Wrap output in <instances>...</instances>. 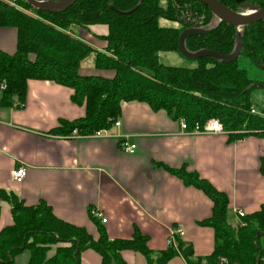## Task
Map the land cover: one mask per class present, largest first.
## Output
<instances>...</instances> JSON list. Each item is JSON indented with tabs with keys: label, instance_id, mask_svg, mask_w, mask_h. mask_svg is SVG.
I'll return each mask as SVG.
<instances>
[{
	"label": "trees",
	"instance_id": "trees-1",
	"mask_svg": "<svg viewBox=\"0 0 264 264\" xmlns=\"http://www.w3.org/2000/svg\"><path fill=\"white\" fill-rule=\"evenodd\" d=\"M218 1L242 13L237 9L240 3ZM251 1L264 9L263 1ZM160 20L175 23L176 27L161 26ZM98 25L106 27L104 35L91 31ZM0 28L13 29L16 34L12 54L0 49V85H5L1 104H22L27 82L36 80L70 89L73 104L83 108V117L72 123L61 122L55 134L66 135L75 128L82 133L110 129L120 116L121 105L136 102L153 112H164L176 123L183 119L189 130L197 123L217 119L229 138L243 130L264 138V117L250 113V94L260 89L264 116V77L251 81L238 68L237 59L221 64L202 58L194 61V68L167 66L158 59L160 52H177L178 37L184 29H212L208 34L187 38V51L207 49L230 54L240 33V56L264 72V21L235 29L217 20L195 0H164V5L162 0H75L60 13L36 10L24 0H0ZM87 34L100 44L99 49L82 38ZM92 53L94 68L87 72L81 62ZM181 170L175 173L183 182L204 192L213 203L211 217L199 223L213 230L214 242L208 256L195 257L191 245L175 236L176 248L169 243L151 258L153 253L147 249L144 237L109 240L97 226L98 237L93 238L84 228L54 217L47 206H24L13 194L0 189V198L10 204L13 219L10 226L0 230V264H13L12 258L24 250L30 252L27 264H79L80 253L88 249L101 257V264H125L120 257L122 250L141 253L147 264H167L177 252L187 264H219V260L224 264H262L264 205L244 215L241 225L232 227L226 220L225 195ZM261 172L264 174V163ZM51 246L56 250L47 257Z\"/></svg>",
	"mask_w": 264,
	"mask_h": 264
},
{
	"label": "crops",
	"instance_id": "crops-1",
	"mask_svg": "<svg viewBox=\"0 0 264 264\" xmlns=\"http://www.w3.org/2000/svg\"><path fill=\"white\" fill-rule=\"evenodd\" d=\"M91 31L104 35L106 27L92 26ZM82 38L100 48L90 35ZM15 43V31L0 28V49L12 54ZM94 60L92 53L81 68L91 71ZM71 95L64 86L29 80L22 106L16 102L6 107L0 90V189L24 206L43 204L54 217L84 228L93 238L98 237L97 226L109 240L144 237L151 258L167 248L171 232L180 227V240L202 258L211 253L214 235L199 223L211 217L213 203L185 184L176 170L205 180L225 195L226 215L231 212L236 218L234 226L228 223L232 227L242 223L236 211L248 216L264 205V139L187 135L164 112L136 102L121 105L120 125L110 128L113 137L68 139L54 132L61 122L72 123L84 115ZM121 137L135 145L134 153L121 150ZM18 166L27 171L21 183L11 178ZM91 211L101 212L106 222L92 218ZM12 222L11 206L0 198V230ZM172 242L176 248L174 238ZM55 250L51 246L47 257ZM120 257L125 264H147L132 250H122ZM29 259L30 252L24 250L12 261L27 264ZM79 264H101V257L88 249L80 253ZM167 264L187 263L177 252Z\"/></svg>",
	"mask_w": 264,
	"mask_h": 264
},
{
	"label": "water",
	"instance_id": "water-1",
	"mask_svg": "<svg viewBox=\"0 0 264 264\" xmlns=\"http://www.w3.org/2000/svg\"><path fill=\"white\" fill-rule=\"evenodd\" d=\"M32 8L47 12V13H60L72 6L75 0H58V1H37V0H24ZM201 3L211 12V14L220 22L238 29L240 27L248 26L254 23L264 21V9L257 5H252L248 2H242L241 0H234L236 3H240L242 10L251 9V11L237 13L218 0H195ZM110 9L116 13H120L110 6ZM210 30H203L197 28L184 29L179 37L177 44V52L185 59L190 61H197L202 58H210L221 64H229L234 62L241 53L242 39L240 33H237L235 39V47L230 54L222 55L213 50L201 49L196 52H189L185 48V40L192 36H202L208 34ZM264 87V86H263Z\"/></svg>",
	"mask_w": 264,
	"mask_h": 264
},
{
	"label": "built area",
	"instance_id": "built-area-1",
	"mask_svg": "<svg viewBox=\"0 0 264 264\" xmlns=\"http://www.w3.org/2000/svg\"><path fill=\"white\" fill-rule=\"evenodd\" d=\"M258 1H263L264 0H258ZM5 85L1 84L0 85V90H4ZM22 106V104H21ZM254 110L251 111L252 114H254ZM120 125V122L117 120L113 123L114 127H118ZM179 126L181 132L187 134V135H225L227 132L223 130V127L221 123L217 119H209L206 122H204L202 125L200 124H195L194 127L189 130L187 128V125L185 121L182 119L179 121ZM64 137L68 139H85V138H92V139H98V138H110L113 137V135L110 133V129H99L96 131H93L92 133H82L78 129H73L70 133L66 134ZM120 146L121 150L127 154H132L134 153L135 150V145L131 144L128 142V137H121L120 139ZM27 171L26 168L23 166H18L15 169L11 171V178L15 183H21L25 177H26ZM90 215L92 218L99 219L101 223H105L106 219L103 217L101 212L99 211H91ZM236 215L239 218L244 217V213L242 211H236ZM182 237L183 236V231L181 230L180 227L176 228L174 231L171 232L170 234V239L169 243L172 244V239L175 237ZM262 262H264V258L262 259ZM219 264H224L223 261H220Z\"/></svg>",
	"mask_w": 264,
	"mask_h": 264
},
{
	"label": "rangeland",
	"instance_id": "rangeland-1",
	"mask_svg": "<svg viewBox=\"0 0 264 264\" xmlns=\"http://www.w3.org/2000/svg\"><path fill=\"white\" fill-rule=\"evenodd\" d=\"M245 2L251 3L252 5H256V4H253L251 0H245ZM162 5H164V0H162ZM237 9L241 10L242 12L251 11V9L242 10L240 8V5H238ZM160 22L164 26L176 27V24L168 22V21L160 20ZM158 59H159V61L162 64L167 65V66H177V67H184V68H194L196 66V62L190 61V60H187V59L183 58L177 52H160V53H158ZM236 64H237L239 69L245 71L247 77L251 81L258 82V81L263 80L262 78L264 77V72L262 71V69L252 65L249 62V60L247 58H245L244 56H239L237 58V60H236ZM262 100H263V92L260 89L252 90V92L250 94V102L252 103V107L250 109V113H251L252 110H254L255 111L254 112L255 116L259 115L261 117H264L262 112H261V109L263 107ZM261 120H264V118H262ZM178 125H179V122H178ZM179 129H180V126H179ZM228 134L229 133H227V135ZM233 134L234 135H232L231 138H234L237 135L245 136V137L246 136H251V132H248V131H245V130L236 131ZM228 136H230V135H228ZM262 139H264V138H262ZM226 219H227L228 223H230L231 225L234 226V224L236 222V218L233 216V214L231 212H227ZM219 262H220V260H219Z\"/></svg>",
	"mask_w": 264,
	"mask_h": 264
},
{
	"label": "bare ground",
	"instance_id": "bare-ground-1",
	"mask_svg": "<svg viewBox=\"0 0 264 264\" xmlns=\"http://www.w3.org/2000/svg\"><path fill=\"white\" fill-rule=\"evenodd\" d=\"M114 122V121H113Z\"/></svg>",
	"mask_w": 264,
	"mask_h": 264
}]
</instances>
